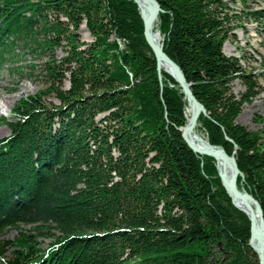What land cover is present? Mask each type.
<instances>
[{"label":"trees","instance_id":"trees-1","mask_svg":"<svg viewBox=\"0 0 264 264\" xmlns=\"http://www.w3.org/2000/svg\"><path fill=\"white\" fill-rule=\"evenodd\" d=\"M157 1L162 49L207 113L199 129L235 152L237 187L264 219V125L236 120L259 86L223 52L227 4ZM137 9L133 0H0V70L20 45L41 58L43 83L1 120L10 134L0 139V236L21 224L34 231L0 239L6 264H258L216 161L181 136L184 94L168 73L159 79ZM232 78L245 85L240 96ZM41 236L53 238L44 250Z\"/></svg>","mask_w":264,"mask_h":264},{"label":"rangeland","instance_id":"rangeland-1","mask_svg":"<svg viewBox=\"0 0 264 264\" xmlns=\"http://www.w3.org/2000/svg\"><path fill=\"white\" fill-rule=\"evenodd\" d=\"M225 2L228 7L229 23L227 26L230 32L228 39L223 42V52L225 55L236 57L243 70L251 73L259 86L256 98L254 97L250 103L243 104L236 120L249 130L256 131L264 125V19L255 20L248 13L254 10H264V0H225ZM155 27L158 30L157 25ZM79 35L85 42L92 40L82 24L79 28ZM55 50V56L60 58L63 55L62 50L59 48ZM14 53V59L6 62L0 70V139L9 136L10 133L9 127L1 121L2 118L5 121L13 120L12 108L19 99L35 93L43 86L42 80L36 77L41 67V58L29 53L20 45L15 48ZM32 64H36L33 71ZM66 85L67 82L64 86ZM229 86L236 96H240L245 89V85L239 78H232ZM197 125L195 126L197 129L194 128L196 135L207 139L205 133L199 129L198 122ZM19 228L20 230L11 229L2 238L10 240L19 235L20 231L25 234H34L31 225L21 224ZM37 241L38 248L44 250L53 242V238L41 236ZM256 259L258 261L257 255ZM0 264L4 262L0 260Z\"/></svg>","mask_w":264,"mask_h":264},{"label":"water","instance_id":"water-1","mask_svg":"<svg viewBox=\"0 0 264 264\" xmlns=\"http://www.w3.org/2000/svg\"><path fill=\"white\" fill-rule=\"evenodd\" d=\"M136 2V0H134ZM146 3H149L152 6V9H150L149 13L147 14V16L144 18L140 13V16L142 18L143 21V35L144 38L148 44V46L151 48V50L154 53V58L156 59V70L158 71V77L161 80L162 75L160 72V61H164L165 63H167L170 67V69L173 72V77L175 79V81L179 84V86L182 89V93L184 94V97L187 99L188 102H190L192 105L196 106L195 110H196V114L193 117L191 123L192 124H196L197 120H198V115H200L201 113L204 115H207L206 110L204 108V106L202 104H200V102L196 99V97L194 96V94L192 93V90L190 88L189 83H187V81H185V77L183 75V72L181 71V69H179V65L173 60L171 59L162 49V46L158 44V46H155V44L151 41L150 39V34L151 33V28L153 25V21H156L158 19V15L159 12L161 11V7L158 3L157 0H140ZM137 3V2H136ZM185 125L183 127H180V131H181V136L183 138V140L186 142V144L194 151V153H198L201 155H207V156H211L215 159L216 163L219 159L225 160V161H230V164L232 166V170H233V177L231 179H226V177L224 176L225 174L220 170V168L218 167V165L216 164V168L218 171V175L222 184V187L227 191L228 194L230 195H234V196H238L241 197L242 200H244L247 205H249V202H251L253 204V206H255L256 209H258V213H259V217H260V223H262V227H263V233L262 235L264 236V219H263V213L261 211V206L259 204V202L254 199V197L247 191H245L243 188L242 191H240L237 188V184H236V178L238 177V175L241 174L236 162V158H235V152L232 151L231 154H228L227 152H225L224 148L220 145H213L211 144L209 141H207L208 139L205 138V143L208 146L207 149H201V148H197L194 145H192V143L189 141V139L186 137L185 135ZM227 140H229L228 137H226ZM212 149V150H209ZM233 203V202H232ZM233 206L236 207L238 210H240L241 212L245 213V215L248 218V224H249V239H248V243L250 245V241L251 239H253L255 246H253V248L255 249V252L257 253L258 256V264L260 263V260H262V251L261 248L259 246V241H258V237L257 235H255L256 233L254 232L253 229V209L250 206V210L249 213L244 212L242 209L238 208L237 206L234 205ZM264 241V240H263Z\"/></svg>","mask_w":264,"mask_h":264},{"label":"bare ground","instance_id":"bare-ground-1","mask_svg":"<svg viewBox=\"0 0 264 264\" xmlns=\"http://www.w3.org/2000/svg\"><path fill=\"white\" fill-rule=\"evenodd\" d=\"M136 2L135 3L137 4V7H138L137 10H139L141 12L142 16L145 18L147 16V14L149 13L150 9H152V6L149 3H146V2H143V1H140V0H136ZM141 20H142V18H141ZM157 20L153 21V25H152V28H151V33H149L150 34V39L155 44V46H158V44L162 45L161 44V39H160V34H158L159 30H157L156 27H155L157 25ZM142 25H143V21H142ZM159 70H160V72L162 70V71L168 73L172 78H174L173 77V72L170 69L169 65L167 63H165L164 61H162V60L160 61V69ZM174 81H175V79H174ZM180 89H181V87H180ZM181 91H182V89H181ZM184 99L186 101V104H185L186 105V109H185L186 123H185V128H184L185 129V135L189 139V141L192 143V145H194L195 147L201 148V149H207L208 146L206 145L205 141H203V140H205V138L199 136L198 134L196 135V129H194V128H196L195 127L196 124H192L191 123V121L193 119L192 116H194L196 114V110H195L196 106H194L190 102H188L185 97H184ZM209 150H212V149H209ZM216 164L218 165L220 170L225 174L224 176L226 177V179H231L233 177L232 176L233 175V170H232V166H231L229 160L225 161V160L219 159L217 161V163H215V165ZM236 184H237V178H236ZM237 188L240 191H242L241 188H243V187H241V188L237 187ZM226 193H227V191H226ZM227 195L230 197L229 200H231V203L233 202L235 206H237L238 208L242 209L246 213H249L248 210H250V206L252 207V209H253L252 211L254 213L253 214V222H252L253 223V229H254V232L256 233L255 235H257V237H258L259 246H260L262 254H263L262 255L263 258H262V260H260V263L264 264V241H263L264 240V236L262 235L263 227H262V223H260L261 221H260L259 213L257 211L258 209H256L255 206H253V204L251 202H249L250 206L247 205V203L244 200H242L241 197H238L237 195L234 196V195H230L228 193H227ZM248 246L257 255V253L255 252V249L253 248V246H255V243H254L253 239H251L250 245L248 243Z\"/></svg>","mask_w":264,"mask_h":264}]
</instances>
